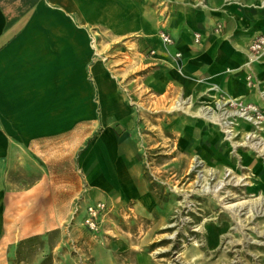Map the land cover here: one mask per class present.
<instances>
[{
  "label": "crops",
  "instance_id": "0c3cea01",
  "mask_svg": "<svg viewBox=\"0 0 264 264\" xmlns=\"http://www.w3.org/2000/svg\"><path fill=\"white\" fill-rule=\"evenodd\" d=\"M150 5L0 0V260L18 242L40 234L43 220H61L60 210H46V199L60 195L61 171L76 180L78 149L86 191L96 201L117 195L138 207L150 202L132 164L133 146L113 128L128 112L104 65L94 63L93 29L126 38L133 49L142 42L135 35L147 36L157 62L180 68L181 75L169 68L165 74L176 79L181 97L184 91L200 93L198 83L202 91L216 85L245 92L243 73L233 75L244 70L248 43L264 35V0H164L160 21L172 40L165 50ZM17 172L26 173V181L16 183Z\"/></svg>",
  "mask_w": 264,
  "mask_h": 264
},
{
  "label": "rangeland",
  "instance_id": "374dc122",
  "mask_svg": "<svg viewBox=\"0 0 264 264\" xmlns=\"http://www.w3.org/2000/svg\"><path fill=\"white\" fill-rule=\"evenodd\" d=\"M149 4L162 20L164 0L157 5L145 0L146 8ZM156 26L159 39L168 33L163 22ZM262 36L246 47L258 63L250 64L252 71L244 63V70L233 75L243 73L245 92L232 105L221 89L211 97L214 85L202 91L198 83L200 93L184 91L181 97L176 79L165 74L169 68L181 75L180 68L157 62L147 36L135 35L142 42L133 49L126 38L93 29L94 63L104 65L128 112L113 128L133 146L132 164L150 202L139 208L117 195L96 201L86 191L78 149L76 180L72 172L61 171L60 195L46 199V210H60L61 220H43L40 234L18 242L0 263L264 264V51L252 49ZM192 97L190 108L173 109L179 98L188 102ZM211 103L241 113L229 118L232 136L194 116ZM26 175L14 173L16 183L26 181Z\"/></svg>",
  "mask_w": 264,
  "mask_h": 264
},
{
  "label": "bare ground",
  "instance_id": "6f19581e",
  "mask_svg": "<svg viewBox=\"0 0 264 264\" xmlns=\"http://www.w3.org/2000/svg\"><path fill=\"white\" fill-rule=\"evenodd\" d=\"M245 57L248 59L247 61L245 60V62H244L246 69H250L249 67H251L252 64L258 63V59H256L252 55L248 54L247 52H245ZM250 64H251V66H250ZM250 70L252 71V68ZM247 71H249V70H247ZM202 85H203V83L200 85L201 88H203ZM211 86H213V85H211ZM235 89H236V87H235ZM213 90L215 92L211 95V97H216L217 94L220 92V88L218 86L214 85V87H212L211 91H213ZM241 92H242V90H241ZM226 93H227V95L229 97L228 102H226V103H230L232 105H236L237 100L240 98V95L235 96L236 94H234L235 92L231 88H229L228 91H226ZM260 94L264 97V92H261ZM191 99L192 100H189L188 102H186V98H184V99L179 98L176 101V103L174 104L173 109L174 110H182L185 107V105H188V108H190L194 104V98L192 97ZM210 106L209 107H205V108L199 107L196 110L194 116L197 119L204 120L205 122L213 123L214 125H219V127H221L222 132L224 134H226L227 137L232 136V133L229 131V129H230V127H229V125H230L229 118L238 117V116L241 115V113L239 114L238 112L234 113V112H230V111L229 112L228 111H224L221 108L222 105H218L217 106V103L216 104L214 103V105H213V103H211ZM245 136L246 135H244L243 137H245ZM223 161H224V159H223ZM225 174L226 173H223L220 177H224ZM239 181H240L239 179H235L234 183H238ZM219 186L218 185L216 186V189L214 190V193H216V191L219 188ZM207 188L208 187H205V190H207ZM214 236L215 235L213 233H211V240L214 239Z\"/></svg>",
  "mask_w": 264,
  "mask_h": 264
},
{
  "label": "built area",
  "instance_id": "2783aa9c",
  "mask_svg": "<svg viewBox=\"0 0 264 264\" xmlns=\"http://www.w3.org/2000/svg\"><path fill=\"white\" fill-rule=\"evenodd\" d=\"M160 39L163 43V45L165 47L169 46L172 44V40L170 38V36L168 34L162 33L160 35ZM195 42L198 43L199 42V37L195 36ZM252 49L255 52H260V51H264V36L262 37H258L255 39V41L252 44ZM90 212H93V209H89Z\"/></svg>",
  "mask_w": 264,
  "mask_h": 264
}]
</instances>
